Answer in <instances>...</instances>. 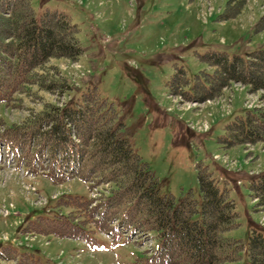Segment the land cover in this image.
Instances as JSON below:
<instances>
[{
    "label": "rangeland",
    "instance_id": "obj_1",
    "mask_svg": "<svg viewBox=\"0 0 264 264\" xmlns=\"http://www.w3.org/2000/svg\"><path fill=\"white\" fill-rule=\"evenodd\" d=\"M226 2L31 0L38 17L47 11L69 15L79 29L83 53L77 61L52 60L70 85L66 92L34 87L32 99L18 94L20 101L0 103V133L20 124L30 109H42L45 102L59 107L80 102L81 92L95 85L124 124L120 136L129 139L158 177L162 193H172L177 200L190 194L201 204L198 167L213 172L219 187L228 189L238 213V226L224 235L247 246L253 230L264 234V203L253 197L250 187L264 174V142L226 147L221 138L225 124L245 113V104L264 108V90L233 81L223 96L192 103L172 95L168 87L177 67H184L191 83L201 71H212L199 54L215 50L245 56L264 48V26L257 24L264 17V0H246L240 15L222 18ZM211 103L233 108L232 112L226 114ZM43 153L28 168L21 158L33 153L22 145L3 148L0 142V264H20L21 257L30 264H152L151 253L158 243L153 233L118 228L112 235L93 234L96 240L87 244L25 231L30 222L44 216L89 219L86 209L73 210L59 201L92 198L94 205L114 187L74 177L61 157L52 161L49 153ZM36 169L39 173L34 174ZM27 253L33 255L31 262L29 255L24 257ZM248 261L244 250L235 264Z\"/></svg>",
    "mask_w": 264,
    "mask_h": 264
},
{
    "label": "trees",
    "instance_id": "obj_2",
    "mask_svg": "<svg viewBox=\"0 0 264 264\" xmlns=\"http://www.w3.org/2000/svg\"><path fill=\"white\" fill-rule=\"evenodd\" d=\"M245 3L227 0L219 16L236 17ZM260 23L264 26V17ZM78 33L77 25L63 12L47 11L38 17L31 0H0V103L18 102V94L32 99L34 87L48 93L70 89L52 60L80 58L83 49ZM199 57L212 71H201L191 83L184 67H177L168 82L172 95L203 102L220 96L233 81L245 83L251 90H264V48L245 56L210 50ZM42 106L39 111L30 109L25 120L8 126L0 138L33 153L21 158L28 168L39 154L49 153L52 161L61 157L74 177L114 187L95 206L81 197L59 201L73 210L86 209L89 219L44 216L28 225L27 231L91 242L97 231L126 228L154 234L158 243L151 253L152 264H235L244 250L247 264H264L263 233L253 230L247 246L224 235L238 226V213L228 189L219 187L207 166L198 167L201 204L190 194L177 200L172 193H162L158 177L129 139L120 136L124 124L97 86L83 90L80 102L64 107L45 102ZM224 130L221 141L226 147L264 142V108L235 116ZM52 180L58 182L56 177ZM250 187L253 197L264 203V174ZM24 261L21 258L20 264H30Z\"/></svg>",
    "mask_w": 264,
    "mask_h": 264
},
{
    "label": "built area",
    "instance_id": "obj_3",
    "mask_svg": "<svg viewBox=\"0 0 264 264\" xmlns=\"http://www.w3.org/2000/svg\"><path fill=\"white\" fill-rule=\"evenodd\" d=\"M250 105H253V103H252V104H250Z\"/></svg>",
    "mask_w": 264,
    "mask_h": 264
}]
</instances>
